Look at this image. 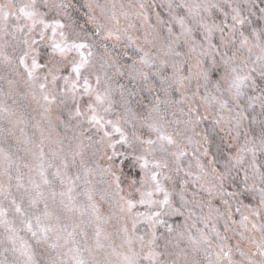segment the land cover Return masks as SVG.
Instances as JSON below:
<instances>
[{
	"label": "snow or ice",
	"instance_id": "1",
	"mask_svg": "<svg viewBox=\"0 0 264 264\" xmlns=\"http://www.w3.org/2000/svg\"><path fill=\"white\" fill-rule=\"evenodd\" d=\"M88 7L91 9L92 5ZM151 7L140 3L138 10L131 14L147 23ZM72 8L74 5L66 0H19L18 3L0 4V66L17 77H23V83L33 99L43 101L45 113H50L53 105L67 106L70 99L72 105L68 109V125L75 127L71 124L73 120H77L81 127L84 121L89 125V129L74 135L67 145L58 141V147L51 148L47 154L42 135L35 154L39 161L36 169L39 181L30 177L28 186L18 172L13 177L15 162L9 152L0 148V167L3 168L0 175L7 178V184L0 183V196L8 201L7 206L0 201V227L4 228L6 239L12 244L11 250L23 258L11 264H205V261L206 264H264V160L257 158V153L264 156V25L261 24L264 21V0H168V19L156 13V25H149L158 29L157 39L160 43L147 41L145 36L147 43L151 44L148 50L137 43L138 37L128 34V28L121 27L120 19L113 11L108 23L97 24L92 35L103 32L105 41L112 39L119 42L126 38V47L135 46L138 56L131 64L121 63L106 43L97 45L95 41H90L87 32L83 35L75 31L70 33L68 29L71 25L66 24L64 18L71 19L69 9ZM257 13L258 18L253 19ZM121 15L127 19L130 12L125 11ZM89 20L95 21V17L90 16ZM176 26L179 31L175 30ZM164 27L167 28V35L161 34ZM217 33L219 37L214 42ZM41 43L45 44L43 49ZM98 46L102 47V52L96 50ZM177 48L186 51H177ZM123 55L127 56V52ZM169 57H172L171 62ZM180 57L185 58L186 76L177 60ZM169 68L172 77L165 76ZM125 76L132 81H143L148 92L173 77L182 86L184 81L190 83L195 78L197 90L193 97L203 87L201 102L225 113L228 124L234 121L237 136L244 120L250 118L253 124L258 123V136L249 140L245 132V143L234 155L226 158L225 171L219 174L223 177L230 168H238L244 172L245 182L251 178L253 187L257 181L260 185L259 204L250 208L252 219L239 208L236 209L241 213L239 227L242 231L238 233L241 239L235 244L228 243L229 238L221 236L215 227L205 232L193 224L191 228H196V235L187 230L190 250L179 248V240L185 237V231L178 229L184 225L174 228L163 217L182 215L185 189L181 187L176 192L174 185L169 186L167 182L172 177L167 175V171H172L174 165L175 172L179 173L182 159L187 154V144L193 141L185 136L187 129L166 130L159 104H154L146 113L133 112L128 106L129 101L124 98L127 88L123 84L119 85L123 112L116 113L114 119L107 118L116 111L111 86L113 77ZM157 77L160 78L158 83ZM7 82L10 86L18 83L16 80ZM249 92L253 94L249 95ZM133 95H136L135 89L128 92L129 97ZM257 103L260 109L258 113L254 107ZM250 108L252 112H248ZM0 113L15 116L3 104H0ZM81 117L83 120L78 119ZM200 119L192 121L193 127ZM222 122L223 118L216 121L217 124ZM137 123L149 130L147 138L136 128ZM90 129H95V132L86 135ZM252 131L255 132V129ZM94 135H98L99 139L94 140ZM185 140L187 144L183 143ZM117 145L126 146L141 170L138 178H132L129 183L135 196L132 193L128 196L119 194L123 192V181L113 167L116 163L114 157L122 155L116 151ZM92 149L94 151L90 153ZM108 150H111V155H108ZM97 153H102L110 162L103 171L115 178L118 223L122 222L115 232L121 239L119 245L114 244L113 234L104 230L103 225L110 218L100 214L91 190L83 193L87 203H79L74 195L77 181L96 170L89 160ZM197 166L203 171L204 166L199 161ZM49 169L52 170L50 173ZM188 175L192 173L188 172ZM13 179L16 180V190L23 189L19 197L12 195ZM57 181L61 185L60 191L55 187ZM208 192L211 196L212 190ZM174 195L179 196V207L174 206ZM223 205L225 212L222 215L226 220H231L228 201L224 200ZM138 206L145 208V211H136ZM216 211L219 212V209ZM76 214L79 216L78 222L73 219L71 223H65L69 215L74 217ZM93 223L94 246L81 247L76 240L78 230L87 241L88 235L83 226ZM232 223L236 224L237 221L232 220ZM139 225L146 229L145 235L138 234ZM161 226L166 228L167 234L158 236L157 230ZM20 231L30 234L36 247L41 248L39 255L43 259H37L33 245L18 236ZM257 231L260 233L259 241L253 236L245 237L246 232ZM174 232L175 237H172ZM145 236L150 238L146 240ZM161 238L165 241L163 247L158 243ZM244 239L248 241L247 248L242 247ZM105 249L108 250L107 255L102 260H96L93 254ZM85 252L92 259H86ZM194 252H203L204 260L192 258ZM0 264L9 262L0 261Z\"/></svg>",
	"mask_w": 264,
	"mask_h": 264
},
{
	"label": "rangeland",
	"instance_id": "2",
	"mask_svg": "<svg viewBox=\"0 0 264 264\" xmlns=\"http://www.w3.org/2000/svg\"><path fill=\"white\" fill-rule=\"evenodd\" d=\"M12 2H19V0H0V4H8ZM179 2V0H177ZM140 3H144L146 5H151V10L148 11V15L150 19L147 23L144 22V20L134 14L135 11L138 10V5ZM91 4L92 8L89 9L88 5ZM168 4V0H87V9L89 12V15L92 17H95V24H107L108 18L111 16L112 12L115 11L117 16L120 19V25L122 28H128V34L133 35L134 37H138L137 43L140 46H144L145 50H148V48L151 47V44H148L147 41H155L157 44L160 43V41L157 39V31L156 28H150L149 25H156V13H160L161 17L164 18L165 15H167L166 12V6ZM137 6L136 8H133L132 6ZM157 5H160V7H157ZM128 11L130 12V15L126 19L123 15H121L122 12ZM168 17V15H167ZM168 19V18H166ZM219 23V22H218ZM229 23H231V20L229 18ZM129 25H134V27H129ZM176 31H179V27L176 26ZM70 33L75 31L73 29L68 30ZM77 32V31H75ZM104 36V33L101 32ZM162 35H167V29H162L161 31ZM50 35V33H49ZM216 35L219 36V33ZM145 36H147V41L145 40ZM215 38V37H214ZM10 40L11 37H8ZM36 39L39 40V37L36 36ZM197 39H200L198 37ZM112 40V39H111ZM121 42H123L125 45H127V40L122 39ZM40 47H45L44 43L40 44ZM128 48L132 49L136 53L135 46H128ZM177 51H186L184 48H177ZM137 56V55H136ZM184 57L177 58L178 62L181 63ZM138 59V56H137ZM172 57H169V61L171 62ZM148 69H145L147 71ZM22 71V69H21ZM153 72H155V69H152ZM195 72V69H193V73ZM66 74V73H65ZM183 75H188V71H185ZM168 77H172V70L169 68L168 73L166 74ZM159 79V77H157ZM174 78V77H173ZM8 80H16L18 81L15 85H9ZM196 79L193 78L191 82L184 81V85L181 84L180 87L186 88V86H192L194 83H196ZM61 81V85H62ZM201 84H203V81H200ZM94 84V80H93ZM113 89V100L116 101L115 109L116 111L114 113H110L107 118L114 119L116 116V113H122L123 109L121 107V90L118 86H115L114 84L111 85ZM183 88V89H184ZM189 88V87H188ZM181 94V93H180ZM179 94V96H180ZM183 98L187 99V95L182 93ZM126 93H124V98H126ZM87 99V98H85ZM193 97L189 98V102L194 104V108H196V111L201 114V109H205V112H208L210 115H214L216 117L223 118V121H227L228 117L225 113L219 112L216 108L206 106L203 103L197 104L194 103ZM180 101V100H179ZM18 103V104H16ZM0 104H3L7 106L11 112L15 113V116H7L4 113H0V148H4L5 151L9 152L13 158V161L15 162V166L12 169L13 177L17 174V172L23 177V182L26 186H28L29 178L36 179L39 181V177L37 175V166L39 164L38 159L36 158V153L38 152V145L40 144L41 137L43 135L44 137V150L45 153H49V150L54 147H58L57 142L63 141L65 145H67L70 141V139L80 133L81 131H84V129H89V125L86 121L83 122L82 127L77 123V120H73L71 122L72 125H75V127H72L68 125V109L72 105V101L69 99L67 102V106H57L53 105V110L50 113H45L43 108V101H37L36 99H33L32 95L29 94V89L26 87V85L23 83V77H17L14 75V73L10 72L9 70L5 69L3 66H0ZM130 108L131 106L128 105ZM23 107V108H22ZM27 108L26 109H24ZM82 110H84V105H81ZM16 109H19L16 111ZM20 109H22L20 111ZM132 109V108H131ZM18 112V113H17ZM134 112V111H133ZM57 117H60V120H57ZM20 120L19 123H17V120ZM79 120H83V118H78ZM61 121H64L61 123ZM193 124V123H192ZM39 125V128L37 127ZM197 126V124L195 125ZM194 126V127H195ZM129 128L132 127V125H128ZM193 125L188 126L185 132L186 137H190L193 141L191 144H187V140H185L187 147L186 149L190 153H195L197 150V137L193 134ZM136 128L139 130V132L143 133L145 138H147L148 135V129L146 127L141 128L140 124H136ZM42 130V131H41ZM95 129H90L87 134L94 133ZM118 138V137H117ZM152 138H155V134H152ZM99 139L98 135H94V140ZM87 143V141H86ZM94 151V149L90 150ZM116 151L119 153H122V155L114 157V160L116 161L114 167V171L116 172V175H119L121 180L123 181L121 187L123 188V192L119 193L120 195L128 196L129 193H132L133 196L136 194L134 193V190L129 187L130 183V177H125L124 172L122 170L121 164L125 158H130L131 163L134 165V167L138 170V174L141 173V170L138 166V164L135 162L134 156L129 155L128 150L126 149V146L117 145ZM89 153V154H90ZM111 150H108V155H111ZM197 161H199V157L195 154L193 156L187 155L182 159L181 165H180V171L179 173H176L174 170V165L172 166V171H167V175L172 177L171 181H168L167 184L169 186L174 185V180L177 177H181L184 181H187L185 185V194H184V207L181 208L182 215L176 214V215H166L163 217L164 220L167 221V224L172 225L174 228L177 225H184L183 228L178 229V231H185V237L183 239L179 240V248H187L190 250L189 241L187 240V230L190 229L191 233L193 235H196V228H199L205 232H209L213 227H215L217 230H219L221 236L228 237V243L235 244L237 240H240L238 233L242 231L239 227V222L234 227L227 226L225 221L221 220V217L216 214V211L213 207V205L208 204L205 197H209L208 190L211 189L213 192V186L210 185L211 182V176L203 177L201 173V169L197 166ZM121 162V163H120ZM110 162L107 161V158L102 153H97L96 156L89 160V164L96 168V170L93 172L92 175L86 177L85 179L88 181L85 183V179H81L80 181H77L76 189L74 195L77 196V201L79 203H87V197L83 194L86 190H91V194L93 197L94 203L98 206L100 214L105 218L108 219V222L103 225L104 230L108 233L113 234V242L115 245H119L121 243V239L119 236L115 235L116 229L121 226L122 222L118 223L119 220V209L117 207V190L115 186V178L112 175L106 174L103 169H105ZM25 165H28V167H25ZM98 165V167H97ZM3 168L0 167V173H2ZM52 170L49 169V173ZM73 172H75V169H73ZM188 172H191L192 175H188ZM204 174V173H203ZM208 175V173H205ZM138 178V177H137ZM185 178V180H184ZM0 183L7 184V178L3 175H0ZM16 180H12V195L19 197L23 193V189H20L19 191L15 188ZM175 186V185H174ZM56 190H61V185L57 181L55 184ZM175 191L179 192L180 188L175 187ZM214 194H212L210 197H212ZM200 197H203L201 199ZM0 201H2L5 206L8 205V201L4 199L3 196H0ZM174 206L179 207V196L174 195ZM259 204V200H258ZM255 205L253 207H249L245 210H243V213L246 215H249L250 220L252 219L250 214V208H255L258 206ZM40 207H43V204L41 203ZM136 211H145V208L138 206ZM11 219V216L9 217ZM75 219L79 220L78 214L76 216L69 215L68 219H65V223H71L72 220ZM177 219V221H174L173 223L171 220ZM240 221V220H239ZM195 224L196 228H191V225ZM130 227V223H129ZM94 228L95 224L86 225L83 226V230L87 233L88 239L85 241L82 237V235L78 234L76 236L77 242L80 244L81 247H93L94 246ZM139 235H145L146 229L143 225H139ZM162 231L158 233L157 235L160 236L161 234H167L166 228L164 226L160 227ZM18 236L26 241L29 244L33 245V248L37 252V259H43L42 256L39 255L41 248H37L35 245L34 240L30 237V234H28L26 231H20L18 233ZM247 236H253L257 241L260 240V233L254 232V233H245V237ZM172 237H175V232L172 234ZM150 238L149 236H145V239L147 240ZM171 238V237H170ZM164 239L161 238L158 243L163 247L164 245ZM215 244V241H213ZM248 241L247 239H244L242 241V247L247 248ZM43 247V246H42ZM137 250H139V244L136 245ZM12 244L6 239V233L3 227H0V261H7L9 264H11L12 261H19L22 260V257H19L18 253H14L12 250ZM159 250V249H158ZM107 249L104 251L97 250L93 255L96 260H102L105 255H107ZM253 251L255 249L253 248ZM85 258L86 259H92V257L89 256L87 252H85ZM192 258L196 260H204V253H192ZM239 259V256L236 257ZM206 264V261H205Z\"/></svg>",
	"mask_w": 264,
	"mask_h": 264
},
{
	"label": "trees",
	"instance_id": "3",
	"mask_svg": "<svg viewBox=\"0 0 264 264\" xmlns=\"http://www.w3.org/2000/svg\"><path fill=\"white\" fill-rule=\"evenodd\" d=\"M66 2L74 5V8L69 9L71 19L68 17L64 18V22L71 25L68 30L73 29L80 32L81 35H83L84 32H87L90 41H95L97 45H103L106 43L109 49L120 58L121 63L131 64L133 59H137L135 51L126 47L123 42H117L111 39L105 41L101 32L99 35H92L96 30V24L94 21L89 20L90 15L87 9V0H66ZM258 16L259 13H257V17H254L253 19H257ZM166 18H168L167 15H165L163 19ZM216 22L218 23L219 20ZM261 24L264 25V21H262ZM163 29L166 30L167 28L164 27ZM245 34L247 35V33ZM218 37L219 36L216 35L214 42ZM43 48L44 47H41V49ZM96 50L102 52V47L98 46ZM124 52H127V56L123 55ZM184 60L185 58H183L180 63L183 74L187 71V65L184 64ZM168 71L165 73V76ZM109 75H112L111 70H109ZM159 79L156 78L157 83L159 82ZM112 84L118 87L120 84L126 86V98L134 112L146 113V111L154 104H159L160 112L163 114L164 122L166 124V130L169 132L175 130L184 131L188 126L193 125L192 121L201 118L197 126L193 128V134L197 137L198 141L197 150L194 154L188 152L187 149L186 152L187 155L193 156L196 154L199 157L200 164L204 166L203 171H201L203 177L211 176L209 182H211L210 185L214 188L212 192L214 195L212 197L209 196L208 198L205 197L204 199L208 204L213 205L215 211L219 209V212L216 211V214L221 217V220L225 221L227 226L234 227L238 224L241 218V213L236 211L237 208L243 212V210L247 209L243 207L244 205L253 207L258 204V188L260 186L258 181L256 182L255 187H253V180L251 178L245 182L243 179L244 172L238 168H230V171L223 177L219 175L225 171L226 158L234 155L236 150L245 143V132L248 133L247 139L249 140H251L253 136H258V123L253 124L250 118L244 120L238 129L240 134L237 136V129L235 128L234 121L231 125L228 124L227 121L217 124L216 121L221 118L212 114L210 115L208 112L204 111L205 109H201V116V114L196 111V108H194V104L189 102V98L193 97V93L197 90V82L192 86H186V88H184L180 87V83L174 77L159 87H153L151 92L147 91L143 81H132L128 76L113 77ZM141 88H145V90L142 91ZM133 89H135L136 95L129 97L128 92ZM182 93L189 98H183ZM252 94L253 93L249 92V95ZM202 95H204L203 87L200 88L199 93L193 97L192 101L197 104H202L200 100ZM254 107L256 113H258L260 111L259 104L257 103ZM24 109L27 110L25 107ZM18 110L19 109H16V111ZM21 110L22 109H20V111ZM248 112H252V109H248ZM253 129H255V132L252 131ZM183 143L186 144L185 141H183ZM205 150L207 154H205ZM250 158L251 154L249 153L248 159ZM257 158L258 160H264V156H261L259 153H257ZM121 167L125 177H130V179H132L139 176V172L131 163L130 158H125ZM213 168L216 169L215 172H213ZM205 173H208V175ZM174 185L176 188H185L181 177L175 178ZM228 193H234L235 195L229 196ZM200 198L203 199V197ZM224 200H227L230 205V211L232 213L231 220H226L225 216L222 215V213L225 212V206L223 205ZM232 220L237 221V223L233 224ZM174 221H177V219L171 220L172 223ZM161 231L162 229L159 227L157 234Z\"/></svg>",
	"mask_w": 264,
	"mask_h": 264
}]
</instances>
